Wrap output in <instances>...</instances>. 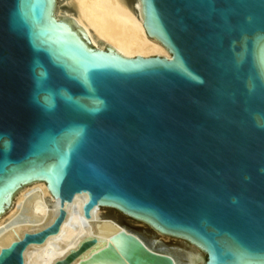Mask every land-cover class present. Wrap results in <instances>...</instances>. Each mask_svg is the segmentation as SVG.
Segmentation results:
<instances>
[{"label": "water", "instance_id": "1", "mask_svg": "<svg viewBox=\"0 0 264 264\" xmlns=\"http://www.w3.org/2000/svg\"><path fill=\"white\" fill-rule=\"evenodd\" d=\"M141 4L171 59L96 49L73 19H54L55 0H0V216L34 182L60 201L0 264L57 235L73 201L86 219L105 207L185 241L203 264H264V0Z\"/></svg>", "mask_w": 264, "mask_h": 264}, {"label": "bare ground", "instance_id": "2", "mask_svg": "<svg viewBox=\"0 0 264 264\" xmlns=\"http://www.w3.org/2000/svg\"><path fill=\"white\" fill-rule=\"evenodd\" d=\"M60 1L55 0L54 19H73L72 25L82 29L96 49H109L127 59H171L159 41L146 35L141 0H63V7H56ZM24 187L15 193L19 194L11 212L5 217L0 216V251L22 240L26 234L35 235L47 229L58 217L60 201L46 190L45 183L34 182ZM36 195L51 210H42L34 199ZM86 203L73 201L66 204L67 216L60 232L43 243L28 246L23 254V264H56L89 239H96L97 246L73 264H158L153 255L164 254L173 258L175 264H198L199 257L204 259L197 248L185 253L153 243L117 219L108 217L101 209L105 207H96L91 219H86ZM13 217L17 222L4 230L6 221ZM122 233L135 237L148 253L140 248L131 250L133 243L124 239Z\"/></svg>", "mask_w": 264, "mask_h": 264}, {"label": "rangeland", "instance_id": "3", "mask_svg": "<svg viewBox=\"0 0 264 264\" xmlns=\"http://www.w3.org/2000/svg\"><path fill=\"white\" fill-rule=\"evenodd\" d=\"M134 1V0H133ZM63 0H61L59 2V4L56 3V7L57 6H60V7H63L64 3H62ZM63 10H65V8H63ZM25 188V187H24ZM19 193H17L13 198H12V201L10 203V206L8 207V209L2 214V217H5L7 216L11 210L13 209L14 205H15V202H16V199H17V196H18ZM34 199H36L37 203L39 204L40 208L42 210H51V207L48 206V204H44L41 199L39 198V196H34ZM103 210V212L106 213V215L108 217H111V218H115L117 219L121 224L127 226L128 228H130L131 230L133 231H136L137 233H140L142 234L145 238H147L148 240L152 241L153 243H159L163 246H167L173 250H180V251H183L185 253H188L190 251H193L195 250L196 248L191 246L190 244H188L187 242L185 241H182V240H178V239H174V238H171V237H167V236H162L158 233H156L154 230H152L149 226L141 223V222H138V221H135L131 218H128L126 217L125 215L119 213L118 211L114 210V209H109V208H101ZM1 217V218H2ZM15 218H11V219H8L5 223V229L4 230H7L11 225L15 224L16 222L14 221ZM19 221V220H18ZM0 235H2V233L0 232ZM167 240V241H166ZM197 250V249H196ZM187 251V252H186ZM199 253L200 255L206 259V255L201 252L199 250ZM202 253V254H201ZM186 260V259H185ZM198 264H203V260L201 259V257L198 258ZM202 261V262H201ZM201 262V263H200Z\"/></svg>", "mask_w": 264, "mask_h": 264}, {"label": "clouds", "instance_id": "4", "mask_svg": "<svg viewBox=\"0 0 264 264\" xmlns=\"http://www.w3.org/2000/svg\"><path fill=\"white\" fill-rule=\"evenodd\" d=\"M11 143V141H9V144Z\"/></svg>", "mask_w": 264, "mask_h": 264}]
</instances>
